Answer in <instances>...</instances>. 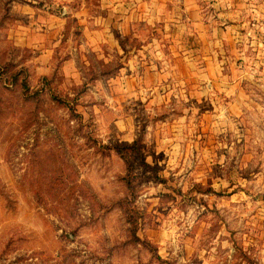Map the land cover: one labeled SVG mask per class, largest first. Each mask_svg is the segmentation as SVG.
<instances>
[{
	"label": "rangeland",
	"instance_id": "1",
	"mask_svg": "<svg viewBox=\"0 0 264 264\" xmlns=\"http://www.w3.org/2000/svg\"><path fill=\"white\" fill-rule=\"evenodd\" d=\"M50 1L0 0V264H264V0Z\"/></svg>",
	"mask_w": 264,
	"mask_h": 264
},
{
	"label": "crops",
	"instance_id": "2",
	"mask_svg": "<svg viewBox=\"0 0 264 264\" xmlns=\"http://www.w3.org/2000/svg\"><path fill=\"white\" fill-rule=\"evenodd\" d=\"M58 0H54V1H50V2H46L48 5L50 4V6L53 5V3L57 2ZM126 0H101L100 1V7H104L107 9H111V10H119L122 11V14H116L117 16L121 17L122 20L121 21H115V23H117L118 26H122L125 25L126 23H128L129 21V15H128V7L126 5ZM76 8H78L79 10H87L89 9V7L85 6V4L83 2H81V6L80 4L76 6ZM101 16V15H100ZM114 23V24H115ZM103 24V23H102ZM101 33V31H99ZM89 36H91V44H96L99 42L101 35H96L94 32L92 34L89 33ZM88 39H86L87 41ZM95 47V46H94ZM93 48V47H92ZM45 49V48H44ZM52 48H50L51 50Z\"/></svg>",
	"mask_w": 264,
	"mask_h": 264
},
{
	"label": "trees",
	"instance_id": "3",
	"mask_svg": "<svg viewBox=\"0 0 264 264\" xmlns=\"http://www.w3.org/2000/svg\"><path fill=\"white\" fill-rule=\"evenodd\" d=\"M22 86H23V91H24V89H26L27 87H28V85L26 84V82H23L22 83ZM132 145V143H130V145H129V143H126V144H116V145H114V148L116 149V151L123 157V158H125V156H124V153H123V149L126 147V146H131ZM125 162H126V165H127V172H130V170H131V165H130V163H129V161L127 160V159H125ZM142 162L144 163V164H147L146 163V161L144 160V159H142ZM127 179L129 180V178L127 177ZM131 228V234H132V236H133V238L135 239V240H137L138 239V237L136 236V234H135V226L133 225L132 227H130Z\"/></svg>",
	"mask_w": 264,
	"mask_h": 264
}]
</instances>
